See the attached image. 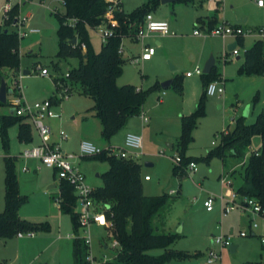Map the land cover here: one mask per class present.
<instances>
[{"label": "rangeland", "instance_id": "1", "mask_svg": "<svg viewBox=\"0 0 264 264\" xmlns=\"http://www.w3.org/2000/svg\"><path fill=\"white\" fill-rule=\"evenodd\" d=\"M19 1L0 0L2 28H12L17 19L27 18L22 29L18 27V31L26 33L21 37L20 71L14 73L11 69L0 70V86L5 79L9 90L12 91L7 96V103L0 105V115H12V102L21 95L31 104L55 95L54 109L61 117L45 122L50 124L56 134L63 130L68 135V139L63 143L64 149L77 155H80L82 139L87 138L88 134L85 132L87 130L90 133L88 136H92L88 141L102 148L112 145L118 150L126 148V132L141 135L144 139V149L139 152L130 150L128 152L134 156L135 153L139 154L138 158L134 156L132 158L142 165L144 195L159 197L168 194L172 197L171 208L166 216V229L173 234H180L172 248L192 255L201 254L191 260H173L169 264H209L208 252L211 249L221 251V247L214 242L215 237L220 235H232L233 243L238 248L235 253H232L230 248H223L218 260L213 264H264V249L261 244L264 221L256 217L259 224V228L255 230L256 236L241 238L239 234L242 231L249 232L252 216L241 209L242 205H239V202L231 205L234 207L228 213L226 211L230 206L228 189L236 191L243 184V171L247 160L227 157L223 161L218 156H210L222 146L224 130L227 128L233 130L236 119L244 116L246 110H250V115L246 117L248 124L254 123L257 116L264 112V76L241 72L243 61H237V57L228 51V46L235 43L236 38L203 35L212 17L230 23L243 17L248 19L242 26L244 30L251 29L256 32L258 29H264V9L258 8L257 1L181 0L166 5L161 2L151 10L150 14L156 20L171 24V31L174 34L161 38L160 47L150 40L135 38L134 42H137L135 49L130 51L128 50L130 40L125 41L121 54L125 61L123 74L118 78L117 84L135 85L148 93V97L141 114L132 117L126 127L109 141L102 137L100 121L92 117L95 101L72 91L71 86H67L65 81L68 72L78 67L79 60L58 58L59 16L65 14L63 3L58 0H21V3H18ZM122 2L124 11L128 14L149 4V0ZM217 2H222V6L219 7ZM17 3L20 11L18 16L11 17L10 11L8 13L4 11L7 5ZM3 14H8V19ZM200 18L204 24L202 21L199 22ZM214 24L221 23L214 21ZM31 29L40 30V33H30ZM196 30L202 31V36H196L194 34ZM243 39L246 47L253 46L257 41H262L264 47V38L261 39L255 34H247ZM90 40L96 50L104 45L94 31H90ZM145 43L155 45L157 54L150 62H133L132 60L140 58ZM211 56L216 62L214 73L218 74L214 82L224 83L226 80L225 94L221 97L206 95L202 76H186V73L193 71L196 65L203 70ZM56 63H59L60 72L54 69ZM41 68H47L50 76H41ZM25 71L30 73L25 75ZM175 79H177L175 84L183 89V95L174 90L173 86L167 90L162 88L164 82ZM59 86L60 90L62 88L64 90L65 87L69 93L72 91V94L62 98V91L60 93L56 91V87ZM163 92L166 94L162 95ZM159 97L163 99V103H160ZM257 97L258 102L255 101ZM200 104H203V109L199 111ZM144 111L148 117L147 123L142 118ZM81 115L87 118L85 122L82 119L84 116ZM193 115L196 118V128L192 132V140L185 148L179 143L182 136V117ZM13 132L14 130H9L10 151L13 145V150L18 153L22 147L15 146ZM170 144L173 145L172 148L169 147ZM261 144L262 139L257 136L253 139L251 148L258 151ZM183 153L197 165V171L188 170L186 167L188 175L185 177L175 172V169H179L175 158ZM4 155L6 154L0 142V167L6 169ZM80 163L79 169L85 177V183L93 189L103 186L101 176L109 171V163L92 157L83 158ZM148 163L153 166L148 167ZM22 167L23 161L17 160L15 170L18 180L23 177V190L32 197L31 193H37L34 179L31 175L23 173ZM41 172L40 174L51 177V171ZM145 176H149L151 181H145ZM225 177L232 182V186L222 184L221 181ZM56 179L59 181L58 175ZM45 193L51 200L52 210H56L55 199L59 196V190L57 188L45 190ZM209 197L215 199L213 212H207L204 207V202ZM32 200L31 206L34 207L30 209L36 214V219L48 222L50 229L37 233L34 239L27 236L23 239L18 236L8 239L6 248L0 252V261L11 259L17 264H74L72 251L74 240L67 237L74 234L70 217L66 215L62 217L61 214L53 212L49 215H40L42 213L36 209L44 202L38 196ZM231 229L233 234L230 233ZM88 232L92 253L98 259L107 254L113 261L117 248L113 247L116 237L112 226L93 225ZM84 235L85 230L80 229L79 236ZM161 253V250L150 252L153 255Z\"/></svg>", "mask_w": 264, "mask_h": 264}, {"label": "trees", "instance_id": "2", "mask_svg": "<svg viewBox=\"0 0 264 264\" xmlns=\"http://www.w3.org/2000/svg\"><path fill=\"white\" fill-rule=\"evenodd\" d=\"M63 3L65 14L59 16L58 29L59 52L58 58L78 59V67L68 72L65 81L72 91L92 98L95 101L94 117L102 126V137L110 140L122 131L132 117L139 116L147 100L148 93L134 85L119 86L117 80L123 74L124 60L120 49L125 38H136L138 29L147 14L151 13L162 0H149L145 5L128 14L123 9L122 0L113 18L119 23L114 37L99 50H96L90 40V30L103 22H108L106 14L110 7L107 0H58ZM181 1V0H180ZM189 1V0H182ZM11 17L19 15L18 4L12 6ZM202 18L199 19V22ZM15 22V20H14ZM13 22V23H14ZM216 25L213 21L208 28ZM77 39V44L71 42ZM243 38L238 45L243 46ZM20 44L17 27L2 28L0 26V70L11 69L14 73L20 71ZM83 45L86 50H83ZM56 72H60L59 63L54 64ZM242 73L255 76H264V47L262 41H257L250 49L244 52V63L240 68ZM203 84L207 86L218 78L214 70L202 76ZM173 82V88L183 95V89ZM60 86L56 91H60ZM72 91L68 94L70 96ZM207 95V94H206ZM52 98V97H51ZM259 98H256L258 102ZM55 102V101H54ZM0 105H3L0 102ZM203 104L199 105V111ZM21 117L0 115V139L5 151V211L0 214V241H6L19 233L37 234L50 229L48 222L35 223L22 219L19 215L21 207L29 201L28 196L21 194L19 180L15 170L18 160L10 153L9 130L18 126V140L21 143H31L33 131L30 124ZM196 128V118L182 117V136L179 143L182 147L192 140V132ZM260 136L262 144L259 155L248 158L243 171V184L236 190L241 198H252L264 210V112L260 113L255 122L247 123L242 116L235 121L233 130L225 129L222 134V146L213 151L210 156H218L223 161L227 157L245 159L248 149L251 148L255 137ZM185 152V151H184ZM181 160L176 173L182 177L188 175L186 167L193 162L185 157ZM92 159L106 161L110 165L108 172L101 176L103 186L95 189L94 198L105 203L107 218L112 222V229L116 241L119 243L115 259L105 264H169L171 261L191 260L200 256V253L175 250L174 243L180 234H173L166 229V216L171 208L172 197L168 194L159 197H148L143 193L142 165L132 158H121L109 155L107 152L92 157ZM59 207L64 215L70 217L73 238L74 264H90L88 258L90 247L85 239L79 236L80 222L77 211L78 199L74 187L66 180L59 182ZM161 250L159 255L150 254L151 251ZM3 264V263H0Z\"/></svg>", "mask_w": 264, "mask_h": 264}, {"label": "built area", "instance_id": "3", "mask_svg": "<svg viewBox=\"0 0 264 264\" xmlns=\"http://www.w3.org/2000/svg\"><path fill=\"white\" fill-rule=\"evenodd\" d=\"M257 5L259 7H264V0H256ZM110 4L108 12L106 14V18L108 22H103L99 26L92 29L98 37L100 38L103 44H106L108 40L115 35V29L118 27L119 23L116 19L112 16L116 11H122L121 7H118L121 0H107ZM21 3V0H20ZM11 5H7L6 9L4 10L8 13L11 10ZM3 16L8 19V14ZM21 19V18H20ZM27 22V18H22L21 20H16L14 27H22ZM19 30V29H18ZM19 36L23 37L25 34L22 31H18ZM30 33L39 34L40 30L31 29ZM204 33V34H203ZM195 31L196 36H219L223 38H236L237 40L243 38L247 34L252 35L255 34L259 38H264V29H258L256 32L254 30H244L238 24H229L223 22L221 24L216 25L213 29H209L208 27L205 28V31ZM174 33L171 31L170 25L168 22L163 20H156L152 14H147L143 23L140 25L138 29V33L136 38L138 40H145L147 38L153 36H169L173 35ZM83 50H86V46L83 45ZM240 48L236 47L234 50L231 51L233 56L240 55ZM123 53V44L120 49V54ZM155 53V48L151 47H144L143 52L140 58H136L132 60L133 62L138 61H150L152 56ZM68 75V74H67ZM203 76L204 72L202 68L197 66L193 71L188 72L186 74L187 77L192 76ZM41 76L49 77L50 72L47 68H41ZM67 77V76H66ZM62 91V98L68 96L69 92L68 89L64 87L59 91ZM56 94V93H55ZM206 94L209 97L214 96H223L225 94V84L219 81L210 83L206 88ZM55 96V95H54ZM53 96V97H54ZM52 98H48L42 101L34 102L33 104L26 102L24 96L16 97L12 102V109L14 110V114L18 117L23 118L28 124L36 132L38 137V143L29 145L21 154V157L24 160H33L37 162V170H41L43 168L50 169L54 171L59 176V181L66 180L68 181L75 190V194L78 199V207L77 211L79 214V222H80V229L85 230V235L80 236L81 238L85 239L86 244L90 247V255L88 258V262L90 264H105L112 261V257L109 258L107 254L102 256L103 258H99L92 253L91 244H90V237L88 229L93 226L99 227H111L112 222L107 218V208L108 206L105 203L96 200L94 198L95 189L91 188L85 183V177L83 173L79 169L78 163L83 158H90L101 155L104 152H107L109 155H115L121 158H132L134 156L128 150L139 152L143 150V137L137 134L129 133L125 139V149H116L113 147L102 148L95 143L83 140L80 144V155L69 153L63 148V143L68 139V135L63 131L60 130L57 134L53 131L50 124L46 123V120L49 119H58L60 115L54 109V101ZM142 118L145 123L148 122V118L142 115ZM253 154L256 156L259 155L257 150H253L252 148L248 149L246 154L245 160ZM138 158L139 154L135 153L134 158ZM133 159V158H132ZM177 164H180L181 160L179 157L175 158ZM188 170L197 171V165L195 162H191L188 167ZM31 169L29 167H24V172H29ZM145 180H150L149 176L145 177ZM223 185L232 186V182L226 180V177L222 179ZM227 197L230 199V206L226 208L227 213L234 207L231 205L236 204L239 202V205H242L241 209L247 211L252 216V222L250 226L249 232L242 231L239 236L241 238H247L249 236H256L255 230L259 228V224L256 221V217L264 219V210L262 209L261 205L252 198H241L236 191L228 189ZM59 203V200H57ZM215 199L209 197L204 202V207L208 212L214 211ZM227 213L224 212L226 215ZM87 231V232H86ZM19 238L27 237H34L35 234L28 233L22 234L19 233L17 235ZM74 238V235H73ZM215 245L221 247V251L211 249L208 252V263L213 264L216 260H218L220 256V252H222L223 248H231L233 243V236H225L220 235L215 237ZM261 244L264 249V236H261ZM113 247L116 249L119 248L118 241L113 243ZM109 249V248H106ZM116 249V254H117Z\"/></svg>", "mask_w": 264, "mask_h": 264}, {"label": "crops", "instance_id": "4", "mask_svg": "<svg viewBox=\"0 0 264 264\" xmlns=\"http://www.w3.org/2000/svg\"><path fill=\"white\" fill-rule=\"evenodd\" d=\"M18 3H20V1L18 2ZM17 3V4H18ZM123 3V2H122ZM16 5V4H15ZM25 4H22V6H24ZM217 5L219 6V7H221L222 6V2H217ZM12 6H14V5H12ZM123 6H124V4H123ZM258 6V5H257ZM258 8L259 9H264V7H259L258 6ZM124 9V8H123ZM209 17V16H208ZM207 17V18H208ZM237 20H243V21H245V23H243V24H240V26L242 27V26H244L247 22H248V19L247 18H243V17H241L240 19H237ZM210 21H216V22H219V23H223V22H226V23H229V24H236L235 22H233V23H230L229 21H220V20H218V18L216 19L215 17L213 18H211V20ZM169 23V22H168ZM202 24H204V22L202 21ZM169 25H170V28H171V24L169 23ZM205 26V25H204ZM243 28V27H242ZM90 31H92V30H90ZM170 36V35H169ZM164 37H167V36H153V37H150V38H147V39H145L146 41L147 40H150V41H152L153 43H155L156 44V46H158V47H160L161 45H162V43H161V41H160V39L161 38H164ZM134 39L135 38H125L124 40H123V47H125V41L126 40H130V45L128 46V50H130V51H132L133 49H135V44L137 43V42H134ZM243 41V46H242V50H241V52H240V55L239 56H235V57H237V61H243L244 62V52L246 51V50H248V49H250L252 46H250V47H246V45H245V43H244V39L242 40ZM238 42H239V39L235 42V43H232V44H230L229 46H228V51L231 53V51L232 50H229V47L230 46H232L233 44H236V47H239V48H241V46H239L238 45ZM102 43V42H101ZM156 46L155 45H152V44H149V43H145V45H144V47H151V48H155V53H154V55L152 56V58H151V60L153 59V57L157 54V49H156ZM235 47V48H236ZM234 50V49H233ZM232 55V54H231ZM131 59V58H130ZM150 60V61H151ZM150 61H144V62H150ZM243 62H242V64H243ZM215 64H216V62H215ZM197 66H199V65H196L195 67H194V69L197 67ZM200 67V66H199ZM193 69V70H194ZM213 70H214V68H213ZM212 70V71H213ZM188 73V72H187ZM186 73V74H187ZM193 77V76H192ZM223 78H224V76H223ZM224 80H225V78H224ZM226 83V80L224 81V84ZM135 86V85H134ZM172 86H173V84H172ZM171 86V87H172ZM137 88H139V87H137ZM140 89V88H139ZM166 93L165 92H163V94L162 95H165ZM159 99H160V103H163V99H161V97H159ZM145 110V109H144ZM247 112H248V116L250 115V110H246ZM245 111V112H246ZM244 112V113H245ZM14 114V113H13ZM145 117H147L146 115H145V111H144V113H142ZM82 116V115H81ZM84 116V115H83ZM82 116V117H83ZM61 117V116H60ZM92 117H93V119H95L96 117H94V115H92ZM148 118V117H147ZM82 119H84L83 121L85 122V119H87V118H85V116H84V118H82ZM97 119V118H96ZM25 123H28V122H26V121H24ZM59 125H61V124H59ZM100 125H101V123H100ZM101 129H102V126H101ZM11 131L12 130H14V132H13V134H14V136H15V139L14 140H16V143H15V146H18V147H22V150L21 151H19L18 153L17 152H15L13 149H14V146L12 145V151H10V153H11V155L13 156V157H17L18 158V160H22L23 161V167H22V172L23 173H27V174H29V175H31V177L34 179V183H35V190L37 191V193L36 192H33V193H31L32 194V197L30 196H28L27 194L28 193H26V191H24L23 190V177L21 178H19V186H20V191H21V194H23V195H26V196H28V198H29V201H28V203L26 204V205H24L23 207H21V209L19 210V215H20V217L22 218V219H25V220H28V221H31V222H35V223H45V222H40V221H38V219H36V214H34V212L30 209V207H34V206H31L32 205V198H34V197H36V196H38L40 199H41V201L42 202H44L41 206H39V209H36V211H40L42 214H40V215H43V214H47V215H49V213L51 214V212H53V213H57V214H61V216L63 217V213H62V211L60 210V207H59V203H57V208H56V210H52V208H51V206H50V198H48V196H47V194L45 193V190H50V189H54L53 188V186L54 185H56L57 187V189L59 190V187H58V185H59V182L60 181H58L57 179H56V176H57V174L54 172V171H52V170H50V169H46V168H43V169H41V170H37L36 169V167H37V162L36 161H33V160H24L22 157H21V154H22V152H23V150H25L29 145H31V144H35V143H38V137H37V135H36V132L34 131V129L32 128V131H33V141L31 142V143H21V142H19V140H18V131H19V128H18V126H16V127H13L12 129H10ZM85 131V130H84ZM88 135H90V133L88 132V130L87 131H85ZM101 132H102V130H101ZM12 133V132H11ZM129 133H133V132H131V131H129V132H126V136L129 134ZM133 134H137V133H133ZM87 135V138H84V139H82V140H91L90 138L92 137V136H88ZM137 135H139V134H137ZM141 136V135H140ZM94 138H96V137H94ZM126 139V138H125ZM100 140V139H99ZM0 142H1V139H0ZM1 145H2V143H1ZM108 147H113L112 145H109V146H107V147H104V148H108ZM63 148H64V146H63ZM143 149H144V139H143ZM4 158H5V155H4ZM81 163L79 162L78 163V165H80ZM149 165H148V167H151V166H153V164H150V163H148ZM24 167H29L31 170L29 171V172H24L23 171V168ZM5 168V167H4ZM3 168V166L2 167H0V214H2L4 211H5V188H6V186H5V177H6V173H5V169ZM44 170H49V171H51V177H46V174H40V173H42L41 171H44ZM32 173H34V174H36V175H33ZM144 175H142V177H143ZM146 177V176H145ZM145 177H144V179H145ZM146 181V180H145ZM151 181V178H150V180H148L147 182H150ZM55 188V189H56ZM45 198V199H44ZM56 201L57 200H59V198H57V199H55ZM44 205V206H43ZM49 210V211H48ZM208 212V211H207ZM46 215V216H47ZM65 216V215H64ZM67 216V215H66ZM261 219V218H260ZM263 221H264V219H262ZM38 221V222H37ZM167 228V227H166ZM167 231L169 232V230L167 229ZM230 233H232L233 234V229H231V232ZM36 237V235L34 236V237H30L31 239H34ZM69 239H73V235H68L67 236ZM19 238V237H18ZM24 238V237H23ZM23 238H20V239H23ZM7 243V240L6 241H0V252L1 251H3L2 249L3 248H6V244ZM235 245V244H234ZM237 248H238V246H237ZM73 251V250H72ZM3 262H1L0 261V263H3V264H17V262L15 261V260H11V259H4V260H2Z\"/></svg>", "mask_w": 264, "mask_h": 264}, {"label": "water", "instance_id": "5", "mask_svg": "<svg viewBox=\"0 0 264 264\" xmlns=\"http://www.w3.org/2000/svg\"><path fill=\"white\" fill-rule=\"evenodd\" d=\"M177 1H180V0H162V4L166 5V4L174 3V2H177ZM235 23L240 25V24L245 23V21L235 19ZM71 43L73 45H76L77 44V39H74ZM235 47H236V44H233L232 46L229 47V50H233V49H235ZM214 67H215V58L213 56H211V58L206 62L205 66H204V69H203L204 74H207V75L210 74ZM29 73H30L29 71H25L24 72L25 75H28ZM173 82H174V80H168V81L164 82L162 84V88L164 90H167L168 88H170L172 86ZM9 93H12V91L9 90L5 79H3L2 82H1V86H0V102L2 104H6L7 103V96H8ZM11 113L12 114L14 113L13 109L11 110ZM244 116L248 117V112L247 111H246ZM169 147L172 148L173 145L170 144ZM148 165L149 164H147V166ZM56 187H57L56 185L53 186L54 189ZM230 250H231L232 253H235L237 251V246L233 245L230 248Z\"/></svg>", "mask_w": 264, "mask_h": 264}]
</instances>
